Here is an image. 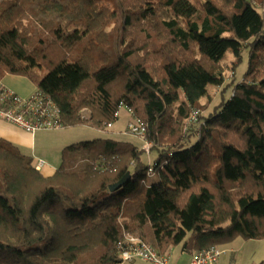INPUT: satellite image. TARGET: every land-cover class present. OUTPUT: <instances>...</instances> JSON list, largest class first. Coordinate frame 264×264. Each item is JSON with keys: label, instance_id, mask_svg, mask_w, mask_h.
<instances>
[{"label": "trees", "instance_id": "trees-1", "mask_svg": "<svg viewBox=\"0 0 264 264\" xmlns=\"http://www.w3.org/2000/svg\"><path fill=\"white\" fill-rule=\"evenodd\" d=\"M242 45L253 66L202 103ZM5 74L32 80L61 127L105 131L125 106L151 147L72 143L43 175L0 139V264H133L128 234L163 254L264 238V0H0Z\"/></svg>", "mask_w": 264, "mask_h": 264}, {"label": "rangeland", "instance_id": "rangeland-1", "mask_svg": "<svg viewBox=\"0 0 264 264\" xmlns=\"http://www.w3.org/2000/svg\"><path fill=\"white\" fill-rule=\"evenodd\" d=\"M239 51L240 58L236 60L237 54L234 52L233 48L231 46L227 48V51L220 63L223 68L222 83L220 85L209 84L207 95L201 99L202 103H205L207 101H209L211 105L216 103L219 92L224 87V85H226V83H228L232 79V77L234 78L235 83L239 82L248 68H250V66H253L255 62V49H253L251 45H242ZM234 62L236 63L235 70H233V68L235 67ZM1 80L8 83L18 84L19 88H30L28 90H31L33 86H35V83L29 78L24 76L18 77V75L13 74H5ZM228 93L229 89L226 91V94ZM82 114L86 117L88 116V111L83 110ZM132 120V116H130L128 109L125 106H121L118 112V119L113 122V125L109 126L108 130L103 131L85 125L63 128L61 127L57 130L51 129L44 131L45 134H49L46 136L48 140L46 144L53 145L54 143H56L58 146H67L69 144L80 141L109 137L119 140L131 141L139 147L143 148L144 151L148 153L150 148H147V143L150 142H147L145 139L130 133L127 129L128 122ZM148 157H150L149 161H152L153 157L151 155ZM146 159L148 161L147 157ZM156 180L157 174H152L148 177V183L154 182ZM219 246L222 249H225V253L221 256L220 260L216 264H264V238L245 239L241 236H237L228 242L220 243ZM174 249H176V247H174ZM169 262L170 264H173L171 263L170 255ZM133 264L152 263L149 261L135 259Z\"/></svg>", "mask_w": 264, "mask_h": 264}, {"label": "built area", "instance_id": "built-area-1", "mask_svg": "<svg viewBox=\"0 0 264 264\" xmlns=\"http://www.w3.org/2000/svg\"><path fill=\"white\" fill-rule=\"evenodd\" d=\"M118 113H115L117 116ZM193 111L192 117H195ZM0 119L15 124L24 131L34 134L41 130H51L61 127L60 110L55 102L41 91L35 90L28 97H23L0 82ZM127 129L130 133L145 135V125L139 119L129 121ZM150 143H147L149 149ZM36 170H42L44 160L32 161ZM151 169H149V172ZM121 258L124 262L135 259L149 261L152 264H170L169 254L158 253L151 245L140 239L127 235L123 241ZM225 253L219 244H213L201 250L193 251L188 264H214Z\"/></svg>", "mask_w": 264, "mask_h": 264}, {"label": "crops", "instance_id": "crops-1", "mask_svg": "<svg viewBox=\"0 0 264 264\" xmlns=\"http://www.w3.org/2000/svg\"><path fill=\"white\" fill-rule=\"evenodd\" d=\"M1 83L23 97H28L36 90V86H33L31 90H28L30 88H19L18 84L4 82L3 80H1ZM57 129L58 128L54 130ZM44 131L47 130H41L35 132L34 134H30L20 127L16 126L15 124L0 119V139L9 142L13 146H15L22 154L29 156L32 159L44 160L45 163L42 167L41 173L43 175H50L55 171L56 167L60 163L61 152L58 151H61L65 146H58L56 143H54L53 145L46 144L48 141L46 136L49 134H45ZM167 253L170 255L171 263L188 264L193 252H184L180 249V247H176V249H174L173 247ZM219 260L220 259H218V261ZM218 261H216L214 264H216Z\"/></svg>", "mask_w": 264, "mask_h": 264}, {"label": "water", "instance_id": "water-1", "mask_svg": "<svg viewBox=\"0 0 264 264\" xmlns=\"http://www.w3.org/2000/svg\"><path fill=\"white\" fill-rule=\"evenodd\" d=\"M129 174L130 173L127 172V174L125 176H123L120 180H118L114 184H111L109 186L110 190L113 191V190H116L117 188H119L120 186H122L127 181V179L129 178Z\"/></svg>", "mask_w": 264, "mask_h": 264}]
</instances>
